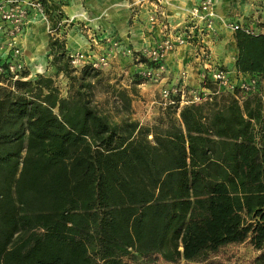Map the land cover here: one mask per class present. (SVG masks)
Instances as JSON below:
<instances>
[{
    "label": "trees",
    "instance_id": "1",
    "mask_svg": "<svg viewBox=\"0 0 264 264\" xmlns=\"http://www.w3.org/2000/svg\"><path fill=\"white\" fill-rule=\"evenodd\" d=\"M234 38L256 91L162 108L153 125L133 117L136 71L117 87L59 40L67 96L44 75L0 86V264H264V35ZM102 84L118 121L95 102Z\"/></svg>",
    "mask_w": 264,
    "mask_h": 264
},
{
    "label": "built area",
    "instance_id": "2",
    "mask_svg": "<svg viewBox=\"0 0 264 264\" xmlns=\"http://www.w3.org/2000/svg\"><path fill=\"white\" fill-rule=\"evenodd\" d=\"M148 3V22L151 30L160 31V40L153 46L135 51L130 47H123L121 41L110 37L102 40L109 52L92 58L90 52H72L70 61L73 68L90 65L95 71L103 72L110 68L114 58L130 59L136 62V74L144 82V85L162 84L168 75L166 67L167 57L178 49L193 47L202 60L209 57V43L217 37L216 23L218 20L215 10V0H200L193 6L184 26L171 27L167 16L166 0H137L134 7ZM40 20L49 23L46 14L44 0H2L0 1V86L12 85L16 81H28L29 77H23L27 71V65L23 60V50L20 47L25 29L33 21ZM62 22L57 29L50 31L54 36L61 35ZM234 32L244 31L248 35H264L263 31H256L250 27L231 26ZM94 44L97 43L95 36L90 37ZM200 84L212 85L213 92L206 89L189 88L185 82L187 74L181 73V83L164 87L160 90V106L167 108L179 104L181 107L202 104L211 100L213 96L223 92L237 94V99L243 101L248 94L254 93L258 87L255 79H236L225 68L217 66L206 68L200 75ZM143 85V86H144Z\"/></svg>",
    "mask_w": 264,
    "mask_h": 264
},
{
    "label": "crops",
    "instance_id": "3",
    "mask_svg": "<svg viewBox=\"0 0 264 264\" xmlns=\"http://www.w3.org/2000/svg\"><path fill=\"white\" fill-rule=\"evenodd\" d=\"M47 5L55 3V13L66 14L68 17L73 14L81 13V6L76 0H70L72 6L62 7V1L66 0H44ZM78 1V0H77ZM137 0H85L87 11L92 15L91 17L97 19L99 15L104 14V19L108 21V32L119 36L123 47H130L135 51H139L143 48L153 46L160 40V31L151 30L148 22L149 6L148 3H144L140 7H132L133 3ZM175 9H168L167 16L171 27L174 29L177 26H184L187 17L184 18L181 15L179 9L185 8V5H197L200 0H167ZM193 7V6H192ZM191 7V8H192ZM179 8V9H178ZM215 10L218 17L216 28L218 35L209 43V57L206 60H202L200 55L196 52L193 47L178 49L176 52L170 54L165 62L168 69V75L166 80L159 85H154L155 90H160L164 87H169L177 83H181V73L187 74V80L185 84L189 88L203 89L200 82V75L206 68H214L217 66L226 68L236 79H247L250 74H241L237 72L236 60H237V47L235 41V33L232 32L231 26H243L253 29H258L260 32L264 30V0H215ZM142 21L146 24L142 26ZM222 22V23H221ZM230 22V28L232 31L227 29L226 23ZM249 22H252L250 25ZM225 23V25H224ZM41 24V25H36ZM44 22L40 20L33 21L28 25L24 32H39L43 31ZM260 25L262 27H260ZM108 35V34H107ZM104 35V37H107ZM131 36V38L129 37ZM37 36V35H36ZM100 36V33L97 35ZM99 39L101 41L103 39ZM76 39V38H75ZM24 40V38H23ZM80 43H74L72 48L76 49ZM90 48L95 47L97 44H89ZM84 46V45H83ZM37 47H35L36 49ZM44 45L41 50H43ZM46 48V47H45ZM69 49V48H68ZM90 49V50H91ZM37 50V49H36ZM37 50V51H41ZM95 51V50H94ZM78 52V51H76ZM83 52V51H81ZM23 60L27 66L29 61L33 62L34 59H27L23 53ZM121 61H126L119 57ZM129 61V60H127ZM41 65V64H40ZM136 71V65H135ZM32 76V75H30ZM130 88V86H127ZM144 88V86H138V89ZM214 89V88H213ZM149 99H154L155 94L149 93ZM134 106V103H133ZM142 124V123H141Z\"/></svg>",
    "mask_w": 264,
    "mask_h": 264
},
{
    "label": "rangeland",
    "instance_id": "4",
    "mask_svg": "<svg viewBox=\"0 0 264 264\" xmlns=\"http://www.w3.org/2000/svg\"><path fill=\"white\" fill-rule=\"evenodd\" d=\"M76 2L80 4L82 8L81 12H84L86 16L91 19V21H83L81 19L74 18L73 15H70L68 17L66 14L56 13V15H51V18H49L48 21L49 23H44V32L41 31L38 34H36V32H24L20 44V47L23 50V53L25 54L27 59H34L33 62L29 61V66H27L29 74L32 75L31 79H33L37 75H44L46 77L53 78L55 80L56 85L60 88L64 96L68 95L70 84L67 78L62 73L57 71L52 65L53 57L50 54L49 41L59 40L63 42L65 49H67V52L69 53L76 51H83L85 53L90 52L92 54V58H96L99 57V55L101 54L109 52V49L105 45L104 41H99L101 37L103 38L104 35L108 34L107 36L112 39H121L119 36L108 32V21L107 19H104V14L102 16L99 15L97 19L92 18V15L89 13V11H87L88 9L86 7L85 0H76ZM166 3L168 9L177 8V5H174V7H172L173 5L167 0ZM193 4L194 3H191V5H185V8H178L184 18L187 17L191 7L194 6ZM61 6H72V3L70 0L62 1ZM51 7L57 6H55V3L52 2ZM62 22H65L66 24L61 27L60 36L59 32L58 36H54L52 33H50V31H54L55 29H57L58 25ZM251 23L252 22H249L248 24L250 25ZM141 24L143 27L144 25H146L143 21ZM230 24L231 23L228 22L226 23V26L229 31H232L230 28ZM244 27H246V24L244 25ZM260 27L262 26L260 25ZM255 30L259 31L258 29ZM99 33L100 36L98 37L97 35ZM91 36H95L97 39V45H95V47H92V49L89 45L93 44L90 38ZM129 37L131 38L130 35ZM40 41L43 43L44 48L41 51H37L35 47ZM75 42L78 44L80 43V45L76 49L72 48ZM127 60L121 61L119 58L112 59L110 68L101 72V77L107 81H110L111 84H114L117 87L128 88L127 86H134L137 81L134 69L135 64L132 62V60ZM37 67H41L43 69V72H38V70L36 69ZM154 87V85H144V88L138 89V96L133 102V117L134 119L142 123V125H153L162 113V107L160 106V98L158 94L159 90H155ZM149 93H154L155 98L149 99ZM95 102L98 103L101 108H104L105 111L111 115L113 120L118 121L120 119L118 113L115 110L113 99L112 97H110L109 94L106 93V88L103 84L101 86H98L95 91ZM235 250L243 258L249 259L251 256H253V250L249 245L240 246Z\"/></svg>",
    "mask_w": 264,
    "mask_h": 264
},
{
    "label": "bare ground",
    "instance_id": "5",
    "mask_svg": "<svg viewBox=\"0 0 264 264\" xmlns=\"http://www.w3.org/2000/svg\"><path fill=\"white\" fill-rule=\"evenodd\" d=\"M73 17L81 19L83 21H91V19L89 17H87L84 12H81L79 14H73ZM42 46H43V43L40 41L39 43H37V46H36L37 48L36 49L37 50L38 49L41 50ZM36 69L38 70V72H43V69L41 67H37Z\"/></svg>",
    "mask_w": 264,
    "mask_h": 264
}]
</instances>
